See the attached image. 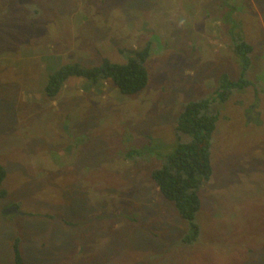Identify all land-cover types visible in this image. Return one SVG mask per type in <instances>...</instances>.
Returning a JSON list of instances; mask_svg holds the SVG:
<instances>
[{
  "label": "rangeland",
  "instance_id": "obj_1",
  "mask_svg": "<svg viewBox=\"0 0 264 264\" xmlns=\"http://www.w3.org/2000/svg\"><path fill=\"white\" fill-rule=\"evenodd\" d=\"M241 36L253 84L210 110L213 172L186 242L151 172L184 103L239 78ZM146 43L136 94L75 76L44 91L63 65L125 63ZM0 164V264L16 239L25 264H264V0H0Z\"/></svg>",
  "mask_w": 264,
  "mask_h": 264
},
{
  "label": "trees",
  "instance_id": "obj_2",
  "mask_svg": "<svg viewBox=\"0 0 264 264\" xmlns=\"http://www.w3.org/2000/svg\"><path fill=\"white\" fill-rule=\"evenodd\" d=\"M148 43V42H147ZM134 51L125 63L110 62L103 58L100 64L84 67L79 63L66 64L48 75L44 91L48 96L57 95L69 77H82L93 83L100 79H110L123 94H136L144 89L149 80L146 60L150 49L147 45ZM233 49L238 55L241 73L237 80H230L223 75L222 81L210 93V96L190 99L184 103L176 120L175 130L178 138L172 151L165 155L160 166L151 172V178L158 187L161 195L172 202L177 212L185 219L191 232L185 238L191 242L198 235V227L194 221L200 208L199 191L204 183L212 176L211 136L216 128V115L210 110L213 103L226 101L232 90L241 89L253 84V80L244 79L251 65L249 53L250 43L243 36L240 42L233 43ZM181 135L187 138L181 140ZM123 153L130 158L136 153L134 148ZM134 152V153H133ZM145 155H150L147 153ZM6 176L5 168L0 164V185ZM5 196V190L0 188V197ZM18 240L13 243L15 264H25L18 251Z\"/></svg>",
  "mask_w": 264,
  "mask_h": 264
}]
</instances>
